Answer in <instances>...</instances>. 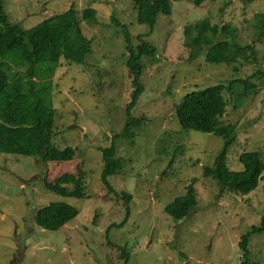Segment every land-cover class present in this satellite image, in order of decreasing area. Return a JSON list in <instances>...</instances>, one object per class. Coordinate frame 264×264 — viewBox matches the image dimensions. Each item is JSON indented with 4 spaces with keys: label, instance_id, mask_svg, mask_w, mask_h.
<instances>
[{
    "label": "rangeland",
    "instance_id": "obj_1",
    "mask_svg": "<svg viewBox=\"0 0 264 264\" xmlns=\"http://www.w3.org/2000/svg\"><path fill=\"white\" fill-rule=\"evenodd\" d=\"M69 6L92 7L96 15L80 23L91 40L83 63L61 60L53 76L52 143L73 147L74 155L69 161L43 163L35 156L0 153V264H239L241 237L264 214V179L241 194L205 177L202 167L211 165L223 139L182 130L173 109L194 88L235 80L234 97L226 93L229 102L220 117L236 124L226 163L242 170L239 155L253 150L264 159V41L256 39L253 17L264 10V0L171 1L170 14H159L151 31L136 21L133 0H2V11L24 28ZM199 18L232 23L236 41L253 44L255 61L237 62L234 68L208 63L204 54L191 60L183 29ZM120 23L127 24L130 46L136 48L141 34L157 50L141 59L145 89L133 113L144 123L130 139L113 138L124 132L133 88ZM242 78L261 86L239 97ZM112 140L115 155L124 161L107 177L110 187L100 179L104 162L99 148ZM78 168L84 196L60 195L45 186ZM192 180L195 202L174 219L164 206ZM122 190L132 194L129 202ZM55 200L69 202L77 213L57 230L36 225L34 210ZM248 249L250 259L264 264V230L250 236Z\"/></svg>",
    "mask_w": 264,
    "mask_h": 264
},
{
    "label": "trees",
    "instance_id": "obj_2",
    "mask_svg": "<svg viewBox=\"0 0 264 264\" xmlns=\"http://www.w3.org/2000/svg\"><path fill=\"white\" fill-rule=\"evenodd\" d=\"M171 1L177 0H133L136 21L149 25L150 31L159 14H170ZM214 1V0H212ZM199 5L202 0H193ZM95 10L85 7L77 10L69 6L62 12H55L30 28H24L17 21H11L2 11L0 0V153L35 156L43 163L69 161L73 158L74 148H60L52 143L55 121L53 106V76L61 60L67 64H81L91 50V40L81 30V21L95 19ZM254 26L259 41H264V10L254 13ZM114 18V17H113ZM115 19V18H114ZM125 32L129 52L127 66L132 77L133 88L126 112L128 119L124 132L113 136H134V128L144 123L143 116H134L133 108L145 89L141 75L144 71L143 56L156 55V47L137 35L136 48L131 45V36L126 23H120ZM184 46L190 51L189 58L195 60L204 54L208 63L233 65L237 62L255 61L256 51L253 44H241L236 41L237 29L230 22H211L208 18H199L184 26ZM220 37V38H219ZM258 73L263 74V71ZM254 74H256L254 72ZM253 77V76H250ZM243 87L237 92L240 96L256 93L261 86L250 78L240 79ZM235 80L216 82L197 87L186 92L174 104V114L180 128L184 131L194 129L213 133L222 137L221 150L214 156L211 165H204L202 174L210 177L226 188L245 194L253 190L264 179V159L260 151H247L239 155L242 170H231L226 163L228 148L235 140L234 121H222L229 99L233 96L231 85ZM261 83H263L261 81ZM228 91V92H227ZM238 99V98H231ZM114 141L108 147H100V179L108 183L107 177L115 175L123 165V160L115 155ZM77 172L65 171L45 186L64 196H84L83 178L80 169ZM192 180L182 194L167 202L164 210L174 219L186 215L195 202ZM125 201L132 194L122 190ZM77 213L76 208L67 201L55 200L34 210L33 221L43 229L57 230ZM264 230V214L258 225L250 226L239 242L243 251L239 264H262L248 257L250 236ZM187 264V263H184Z\"/></svg>",
    "mask_w": 264,
    "mask_h": 264
}]
</instances>
